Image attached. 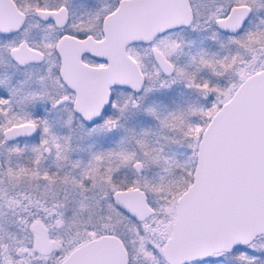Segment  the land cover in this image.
I'll return each instance as SVG.
<instances>
[{"label":"snow or ice","instance_id":"1","mask_svg":"<svg viewBox=\"0 0 264 264\" xmlns=\"http://www.w3.org/2000/svg\"><path fill=\"white\" fill-rule=\"evenodd\" d=\"M0 264H264V0H0Z\"/></svg>","mask_w":264,"mask_h":264}]
</instances>
